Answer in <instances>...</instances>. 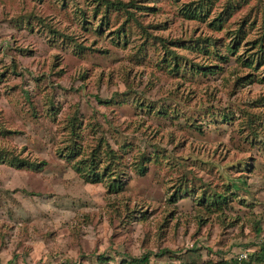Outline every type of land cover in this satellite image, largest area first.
Wrapping results in <instances>:
<instances>
[{
  "label": "rangeland",
  "instance_id": "rangeland-1",
  "mask_svg": "<svg viewBox=\"0 0 264 264\" xmlns=\"http://www.w3.org/2000/svg\"><path fill=\"white\" fill-rule=\"evenodd\" d=\"M263 243L264 0H0V264Z\"/></svg>",
  "mask_w": 264,
  "mask_h": 264
},
{
  "label": "trees",
  "instance_id": "trees-1",
  "mask_svg": "<svg viewBox=\"0 0 264 264\" xmlns=\"http://www.w3.org/2000/svg\"><path fill=\"white\" fill-rule=\"evenodd\" d=\"M44 164V163H43ZM91 170H92V168H91ZM95 178H93V180H94ZM113 185H109V187L111 188V189H113V187H112ZM258 258L264 263V243L262 244V246H261V248H260V252H259V255H258ZM237 259V258H236ZM235 258H234V260H230V262H225L224 264H251V261H246V260H244V259H242V260H236ZM147 260V257L146 256H144L143 257V259L141 260V261H146Z\"/></svg>",
  "mask_w": 264,
  "mask_h": 264
},
{
  "label": "built area",
  "instance_id": "built-area-1",
  "mask_svg": "<svg viewBox=\"0 0 264 264\" xmlns=\"http://www.w3.org/2000/svg\"><path fill=\"white\" fill-rule=\"evenodd\" d=\"M237 258H238L239 260L246 258V253H244V254H240Z\"/></svg>",
  "mask_w": 264,
  "mask_h": 264
},
{
  "label": "clouds",
  "instance_id": "clouds-1",
  "mask_svg": "<svg viewBox=\"0 0 264 264\" xmlns=\"http://www.w3.org/2000/svg\"><path fill=\"white\" fill-rule=\"evenodd\" d=\"M237 260H239V259H237Z\"/></svg>",
  "mask_w": 264,
  "mask_h": 264
}]
</instances>
